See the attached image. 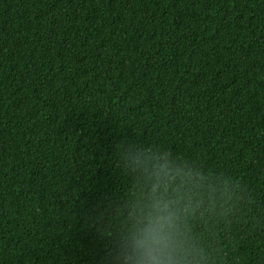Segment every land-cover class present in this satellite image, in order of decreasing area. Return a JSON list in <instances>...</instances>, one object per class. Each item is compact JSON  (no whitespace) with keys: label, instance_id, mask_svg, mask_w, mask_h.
<instances>
[{"label":"trees","instance_id":"obj_1","mask_svg":"<svg viewBox=\"0 0 264 264\" xmlns=\"http://www.w3.org/2000/svg\"><path fill=\"white\" fill-rule=\"evenodd\" d=\"M139 153L193 264H264V0H0V264H119Z\"/></svg>","mask_w":264,"mask_h":264},{"label":"clouds","instance_id":"obj_2","mask_svg":"<svg viewBox=\"0 0 264 264\" xmlns=\"http://www.w3.org/2000/svg\"><path fill=\"white\" fill-rule=\"evenodd\" d=\"M131 161L144 175V189L130 206L129 228L119 264H193L198 252L181 223L190 207L187 173L167 155L139 153Z\"/></svg>","mask_w":264,"mask_h":264}]
</instances>
